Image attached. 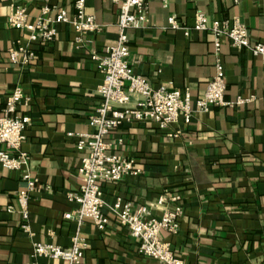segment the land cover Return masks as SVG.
<instances>
[{"label": "crops", "instance_id": "0c3cea01", "mask_svg": "<svg viewBox=\"0 0 264 264\" xmlns=\"http://www.w3.org/2000/svg\"><path fill=\"white\" fill-rule=\"evenodd\" d=\"M74 0H49L73 12ZM145 21L126 32L127 61L151 87L187 90L200 97L214 72L223 70V99L248 98L242 104L193 108L187 124L180 120L161 130L152 122L124 124L110 137L122 143L114 151L131 159L138 172L101 186L102 210L110 221L102 231L84 219L78 226L85 240L81 264H157L136 251V241L110 216L114 197L143 205L147 216L158 217L160 194H177L182 213L175 234L161 231L183 264H264V64L248 49H236L221 37L217 51L207 31L170 29L173 16L190 26L195 12L247 29L250 42H264V0H143ZM42 0H0V103L14 86L29 98L19 107L29 117L19 148L28 157L27 170L38 187L29 195L26 230L14 203L23 187L21 170L0 166V264H62L34 255V243L67 247L76 230V204L65 198L80 182L82 153L75 149L77 133H89L87 116L98 103L101 73L89 58L115 43L117 6L109 0H84V12L99 30L73 42L74 31L57 24L53 39L33 44V60L10 64L7 50L26 43V31L8 25L13 6H22L27 21L38 14ZM135 96H130L134 102ZM175 133L171 136V133ZM70 133L71 135H68ZM0 149L3 146L0 145ZM6 205L13 207L7 212ZM70 218H64V214Z\"/></svg>", "mask_w": 264, "mask_h": 264}, {"label": "built area", "instance_id": "2783aa9c", "mask_svg": "<svg viewBox=\"0 0 264 264\" xmlns=\"http://www.w3.org/2000/svg\"><path fill=\"white\" fill-rule=\"evenodd\" d=\"M117 6V34L113 45L105 46L99 53H91L89 58L96 63L101 73V81L96 86L98 103L87 116V124L92 128L89 133H77L75 149L82 153L77 168L80 182L74 192H68L65 198L76 204L74 218L76 230L67 247L48 243H34V255L62 261V264H81V257L86 247L85 240L79 235L78 226L88 219L93 226L102 231L109 223V216L103 212L101 186L106 182H117L125 175H134L138 170L131 159L118 155L114 148L122 143L119 137H110L124 124L152 122L158 129L164 130L179 120L187 124L193 108L203 111L210 105L242 104L248 98L237 96L233 102L223 99L225 82L222 66L214 62V72L205 86L203 94L192 99L187 90L167 89L164 86L153 88L148 81L135 74L128 61L126 32L128 29H140L145 21L143 0H109ZM258 1V0H250ZM38 14L32 21H27L22 6H13L6 16L10 27L26 31V43L18 44L7 50V61L20 66L28 65L34 58L33 44L50 42L57 24L69 25L74 31L73 42L82 45L85 35L99 30L94 17L84 12V0L72 2L73 12H67L42 0ZM170 29H181L184 36L190 30L207 31L212 36V46L219 48L221 37L226 38L236 49H248L260 58L264 64V42H250L245 25L237 20L227 22L208 17L202 12H195L190 26L180 25L173 16L166 18ZM136 97L134 102L130 96ZM29 98L18 86H14L4 102L0 103V166L7 170H21L24 182L14 195L16 211L19 214L20 228L26 230L27 205L29 195L38 190L35 179L27 170L28 155L19 146L24 139V130L29 117L20 112L21 105H27ZM177 131L171 133L174 136ZM68 135H71L68 133ZM179 196L160 194L156 205L162 207L158 217L147 216L143 205L132 206L121 197H114L108 206L112 219L124 227L137 245L136 251L144 257L151 258L157 264H183L182 260L171 250L169 242L163 240L159 233L175 234L178 219L182 213ZM1 209V208H0ZM12 211L11 205L4 208ZM70 218V214H64Z\"/></svg>", "mask_w": 264, "mask_h": 264}]
</instances>
